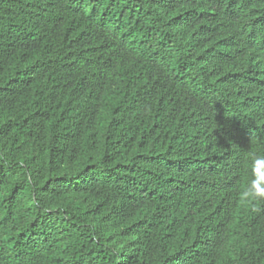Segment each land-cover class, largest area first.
I'll return each mask as SVG.
<instances>
[{
    "label": "trees",
    "instance_id": "1",
    "mask_svg": "<svg viewBox=\"0 0 264 264\" xmlns=\"http://www.w3.org/2000/svg\"><path fill=\"white\" fill-rule=\"evenodd\" d=\"M253 154L264 0H0V264H264Z\"/></svg>",
    "mask_w": 264,
    "mask_h": 264
},
{
    "label": "clouds",
    "instance_id": "2",
    "mask_svg": "<svg viewBox=\"0 0 264 264\" xmlns=\"http://www.w3.org/2000/svg\"><path fill=\"white\" fill-rule=\"evenodd\" d=\"M252 166L255 168L257 165L264 161V155L253 154L251 157ZM258 170V168L256 169ZM247 196L246 199L251 197L256 200H264V185H261L258 181L255 180V176L249 182L248 188L246 189Z\"/></svg>",
    "mask_w": 264,
    "mask_h": 264
}]
</instances>
